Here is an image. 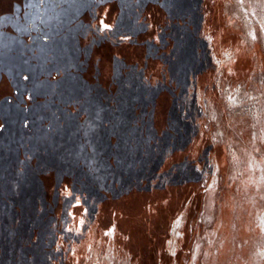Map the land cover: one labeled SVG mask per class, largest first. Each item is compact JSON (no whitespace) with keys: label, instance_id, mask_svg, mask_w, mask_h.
Returning <instances> with one entry per match:
<instances>
[{"label":"rangeland","instance_id":"374dc122","mask_svg":"<svg viewBox=\"0 0 264 264\" xmlns=\"http://www.w3.org/2000/svg\"><path fill=\"white\" fill-rule=\"evenodd\" d=\"M109 1L0 0V192L17 193L0 197V264H264V0H152L154 13L111 0L112 24L174 42L150 71L178 111L149 119L174 133L158 152L170 161L159 199L131 198L125 216L123 196L75 192L47 161L35 168L59 113L78 110L84 127L124 74L103 35ZM158 181L197 191L169 205Z\"/></svg>","mask_w":264,"mask_h":264},{"label":"trees","instance_id":"16d2710c","mask_svg":"<svg viewBox=\"0 0 264 264\" xmlns=\"http://www.w3.org/2000/svg\"><path fill=\"white\" fill-rule=\"evenodd\" d=\"M140 1L137 0L133 4L137 5ZM117 25V32L125 29L121 24L120 16ZM132 33L133 39L128 44L117 45L118 48L112 57L114 67L118 65L124 74H119V70L115 71L114 91L108 92V88H103L102 94L97 95L98 101L102 97L107 98L111 107L103 104L100 106L98 101H95L93 107L88 108L90 112L86 115L87 123L84 127L79 126L76 120L75 115L78 110L75 113L71 110L64 114L60 112L59 117L64 115V125H51L55 129L49 133L47 140L44 138L47 143L43 150L47 155L41 154L35 167L38 169L42 160L47 161L55 169L48 178L54 179L62 175L75 192L88 195L95 194L96 190L103 194L105 199L110 200L123 196L124 199L117 210L125 216L132 213L129 207L131 198L137 200L139 204L146 197L151 198L150 201L159 199L151 193L155 190L154 180L163 175L165 162L170 163L169 155H165L168 149H164V156L159 157L158 152L162 149L164 138L169 141L170 137H174V133L171 132L170 127L164 125L165 128H162L157 120L149 121V119L167 115L176 116L178 112L177 105L171 103V96L161 91L160 87L164 83L162 78L155 80L150 74L160 62H165L164 54L168 52L171 42H174L163 38V34L160 35V41H148L146 34H141L143 40H140L139 36L137 37L133 31ZM99 96L102 97L99 99ZM140 102L145 106L142 111L138 110ZM120 124H123L122 130ZM186 124L190 125L189 122ZM189 127L191 131V126ZM67 131H70V134ZM134 141L138 142V145H133ZM177 151L179 150L172 147L171 155L175 156ZM42 173L38 172L33 178L36 177L42 182ZM24 178L25 185V181L30 178L28 176ZM160 185H163L160 188L169 191L166 192V196L170 198L169 205L177 198L187 199L197 191L196 187L191 188L190 185L183 186L179 190L171 187L170 183H167L169 186L162 182ZM16 195V190L14 191L12 186L8 187L6 192H0L1 199L14 198ZM155 202L157 200L153 204ZM21 203L19 200L18 204ZM23 209L25 206L21 207L20 213L24 211ZM145 214L149 217L148 212ZM16 215L13 223L17 224L19 219L18 214Z\"/></svg>","mask_w":264,"mask_h":264},{"label":"flooded vegetation","instance_id":"af4514ba","mask_svg":"<svg viewBox=\"0 0 264 264\" xmlns=\"http://www.w3.org/2000/svg\"><path fill=\"white\" fill-rule=\"evenodd\" d=\"M137 0H127V6L130 8L131 4L133 5L134 2H136ZM151 1L152 0H141L139 3H141V8H145L146 10H148L149 12H153L155 11V9L151 6ZM156 2V0H154ZM159 0H157L156 3H158ZM161 2V1H160ZM137 3V4H139ZM167 2H164V4L166 6ZM108 14L105 13L102 20H101V25L104 31L103 35H107L109 36L111 39H113L115 46L117 45H125L128 44L132 39H133V33L130 30H126V29H122V32H117V24H118V16L116 18H114V23L112 24L110 22L111 17L110 15L112 14V6H113V2L111 3V0L108 2ZM140 7V6H139ZM139 10V9H138ZM126 36L128 39H124L123 37ZM148 38V37H147ZM160 37L157 39V41H160ZM237 97L234 98V100L236 101ZM23 189V187H20ZM20 189V190H22ZM176 226H178V223L175 224L174 228H173V232L176 231Z\"/></svg>","mask_w":264,"mask_h":264}]
</instances>
